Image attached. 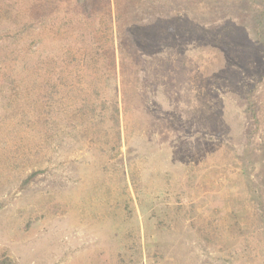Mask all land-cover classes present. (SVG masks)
Segmentation results:
<instances>
[{
	"label": "rangeland",
	"instance_id": "374dc122",
	"mask_svg": "<svg viewBox=\"0 0 264 264\" xmlns=\"http://www.w3.org/2000/svg\"><path fill=\"white\" fill-rule=\"evenodd\" d=\"M0 264H264V0H0Z\"/></svg>",
	"mask_w": 264,
	"mask_h": 264
}]
</instances>
